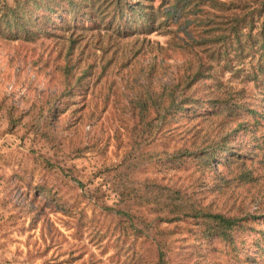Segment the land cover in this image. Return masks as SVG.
<instances>
[{
  "label": "rangeland",
  "instance_id": "rangeland-1",
  "mask_svg": "<svg viewBox=\"0 0 264 264\" xmlns=\"http://www.w3.org/2000/svg\"><path fill=\"white\" fill-rule=\"evenodd\" d=\"M136 1L132 8L139 9ZM261 1L182 0L187 17L181 20H191L187 31L175 11L180 0H151L145 12L155 14L154 29L133 13L128 23L119 21L126 36L60 2L53 22H79L71 51L62 28L47 37L34 27L26 38L0 25V264H158L161 239L169 242L170 264H264V60L258 63L256 49ZM101 6L107 13L109 6ZM190 34L193 42L185 43ZM214 34L227 39L204 43ZM188 62L191 72L200 63L205 72L194 86L196 111L175 112L150 144L138 139L134 145L129 98L144 92L149 72L159 91ZM66 65L82 78L75 93L58 102V127L65 130L53 145L41 134L48 130L41 107L64 88ZM224 142L232 161H220V154L211 164L144 157L192 144L212 153ZM148 178L191 193L212 211L249 218L234 242L193 217L159 221L151 203L133 197L143 183L153 186ZM45 184L51 195L38 188ZM119 200L132 215L115 214Z\"/></svg>",
  "mask_w": 264,
  "mask_h": 264
},
{
  "label": "trees",
  "instance_id": "trees-1",
  "mask_svg": "<svg viewBox=\"0 0 264 264\" xmlns=\"http://www.w3.org/2000/svg\"><path fill=\"white\" fill-rule=\"evenodd\" d=\"M15 2V4H10L4 0H0V25L4 24L3 27L9 28L11 31L16 30L17 33H15L17 34V37H19L20 34H23L26 38H29V36L34 33V27H38L40 36L46 35L47 37H49L54 30L62 28L63 30L68 31L67 40L69 42L70 51L74 48L79 39L76 35V29H73L79 26V22H74L75 24H73V22L67 21L64 25L53 22V16L60 12V10L57 9V5H59L60 2H67L69 7L65 10L71 11L74 15L78 13L87 16L89 15L92 17V21L101 19L98 23H107L108 26L103 27L116 30L117 34L120 36H126L125 28L120 27V18L125 23H128L130 15L133 13H138V15H140V17L136 19V22H139L141 18L147 19V27L150 26L154 29V24L157 22L153 11H149L148 13L145 12L146 8L153 7L151 0H147L148 3H144L143 0L136 1L139 5V9L132 8L131 0H35L33 4H29V0H15ZM180 3H182V0H180L175 6V11L181 12V18H179L178 21L179 23L188 25V31L190 30L189 26L191 24L189 22H191V20L187 19L184 20V22L181 20L182 17L187 16L183 12ZM89 5L91 10L87 11L86 7ZM100 5L104 8L109 6L107 13L103 14L104 10L102 12L98 10ZM195 5L198 7V2H196ZM259 7L258 12L264 15V0L261 1ZM83 9L84 12H81ZM36 10L41 11V13L38 15L34 14V11ZM45 11L50 13H45ZM196 12L197 11H195V13ZM237 19L238 18L233 20L237 22L232 26L235 29L239 22V19ZM104 23H102V25ZM102 25L97 26L98 29L102 30ZM3 27L1 28V31H3ZM87 27L93 28L94 26H84L83 28L87 29ZM254 27L255 26H252V28ZM259 34L260 35L257 38L258 43H256L258 47L256 49L260 51V59H258V63L261 64L264 60V19ZM226 35L229 36L230 34L227 33ZM226 35L221 34L216 36V34H214L213 36L203 38V41L204 43L221 42L222 40L227 39ZM193 39V36L190 34L189 37H185L183 41L185 43H191L193 42ZM237 39L240 46L239 50H243L244 47L239 36H237ZM187 64H189V67L188 69H185L183 73L169 76L165 82H161V88L159 91H156L155 87H153L154 79L149 72L145 77V80H143L145 85L144 92L142 91L141 93L133 94V96L129 98L133 118L136 120L133 126V130H135L136 133L133 136L134 145L138 139L139 141L141 139L142 142H145L146 144H150L155 139V135L159 133L160 130H163L164 124L174 116L175 112H184L187 108H192L193 111H196L194 104L198 103L200 100L198 101L195 96L194 86L198 80L205 75V72L202 70V63L196 66L197 69L192 72L191 63L188 62ZM66 66L63 75L64 88L55 94H51L53 99L48 100L47 103L41 107L44 114L42 116L43 119L40 121L48 128L47 131L41 132V134L46 136L49 142L53 143V145L57 143L58 133L61 129L65 130L64 124L58 127L59 118L63 111V109L58 106V102L62 103L64 99L71 94H74V88L77 82L82 78V76L74 78V75L71 74V68L68 65ZM260 70L264 71V68L261 66ZM47 104L48 106H46ZM53 125H55V127ZM138 127H140L139 130ZM192 143H197V141H193ZM193 144L192 146H179L173 150L164 148L157 152L156 155L154 151L149 150L144 157H146L149 162L153 161L155 156H160L161 158H169L168 160H173L178 163L183 162V159L187 157H195L201 158L206 164H211V161L217 154H220V161H222L223 158H227L228 161L235 159V157L228 158L225 156L233 151L226 147L227 142L221 144L223 145V148L212 153L209 152L207 147L202 145L193 146ZM238 155L241 156L240 153H238ZM240 158H243V156ZM145 182L151 183L153 186L150 187L148 184L143 183L139 188L134 189L135 195L133 197H141L142 199H146L148 203H151L154 206L159 221H173L175 219L180 220L186 217H193L199 221H203L202 224L205 228L212 230L219 237L223 238V240L234 242V240H232L234 232L243 227L242 222L249 218V216L229 215L219 211H212L204 206L202 202L196 200L191 193L179 188H173L157 180L148 178ZM38 188L41 192L47 195L52 194V188L47 184L41 185ZM127 190V187H125L122 192H119L121 202L125 200L126 195L128 196ZM118 204V208H114L115 214L121 216L132 215L130 211L131 209L128 206L123 207V205L120 204V200ZM157 243L158 264H170V258L168 256L169 248L166 249L169 245L168 240L161 239L158 240Z\"/></svg>",
  "mask_w": 264,
  "mask_h": 264
}]
</instances>
